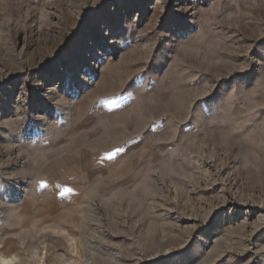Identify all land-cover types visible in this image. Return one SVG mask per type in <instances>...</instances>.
<instances>
[{"label":"rangeland","instance_id":"rangeland-1","mask_svg":"<svg viewBox=\"0 0 264 264\" xmlns=\"http://www.w3.org/2000/svg\"><path fill=\"white\" fill-rule=\"evenodd\" d=\"M7 217L15 264H264V0H0Z\"/></svg>","mask_w":264,"mask_h":264},{"label":"bare ground","instance_id":"bare-ground-1","mask_svg":"<svg viewBox=\"0 0 264 264\" xmlns=\"http://www.w3.org/2000/svg\"><path fill=\"white\" fill-rule=\"evenodd\" d=\"M46 186H47V188H49V190L51 189L49 184H47ZM8 220H9V218L7 217V218H5V220L2 223H0V230L5 229V227H6L7 223H8ZM13 258L14 257H5V256L0 255V262H2L3 260L7 259V260H11L12 264H15V258L14 259Z\"/></svg>","mask_w":264,"mask_h":264},{"label":"snow or ice","instance_id":"snow-or-ice-1","mask_svg":"<svg viewBox=\"0 0 264 264\" xmlns=\"http://www.w3.org/2000/svg\"><path fill=\"white\" fill-rule=\"evenodd\" d=\"M119 151H121V149H117L116 150V152H119ZM114 155H115V153H111L106 158L107 159H111ZM41 187H44V185H41ZM69 191H70V189L65 188V189L62 190L61 195H64V194L68 193ZM0 264H12V261L5 259L2 262H0Z\"/></svg>","mask_w":264,"mask_h":264}]
</instances>
